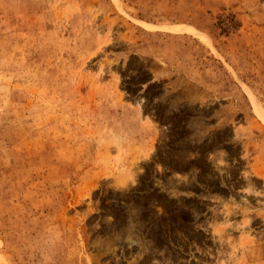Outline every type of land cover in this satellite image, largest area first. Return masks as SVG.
<instances>
[{
  "label": "rangeland",
  "instance_id": "rangeland-1",
  "mask_svg": "<svg viewBox=\"0 0 264 264\" xmlns=\"http://www.w3.org/2000/svg\"><path fill=\"white\" fill-rule=\"evenodd\" d=\"M0 264H264V0H0Z\"/></svg>",
  "mask_w": 264,
  "mask_h": 264
}]
</instances>
